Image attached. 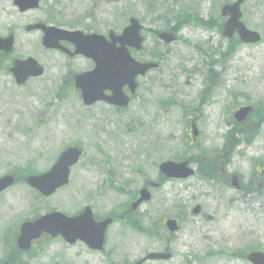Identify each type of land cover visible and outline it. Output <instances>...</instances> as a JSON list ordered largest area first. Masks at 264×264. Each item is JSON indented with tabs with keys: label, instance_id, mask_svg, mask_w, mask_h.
Wrapping results in <instances>:
<instances>
[{
	"label": "rangeland",
	"instance_id": "obj_1",
	"mask_svg": "<svg viewBox=\"0 0 264 264\" xmlns=\"http://www.w3.org/2000/svg\"><path fill=\"white\" fill-rule=\"evenodd\" d=\"M225 1L229 0H46L47 24L64 29L119 35L130 18L137 19L149 32L143 34L142 52L132 51V58L143 62L154 52L160 63L157 70L137 79L138 91L128 107L117 111L102 103L85 107L77 94L64 88V81L69 74L90 70L88 60L45 51L34 39L18 42L13 56L35 57L44 75L18 87L0 74V175L10 170L43 173L73 145L83 156L71 169L69 184L49 199L25 186L3 194L0 259L4 252L8 259L13 250L8 233L13 226L52 210L72 215L85 206L98 218L115 214L144 184L160 182V162L186 158L195 145L205 150L200 160L209 159L206 165L213 166L212 171L217 168L214 161L220 162L217 180L227 182V187L197 176L167 181L152 190L151 201L140 210L159 222L181 217L177 234L163 230L155 240L113 225L101 253L80 245L65 247L55 240L11 263L133 264L153 247L168 248L173 258L146 264H216L203 255L220 243L216 225L231 231L234 210H225L224 205L238 197L231 188L236 176L243 185L254 187L243 204L254 215L264 213V2L250 0L242 7L246 27L261 35L257 45L229 44L217 22L208 28L185 26L169 46L151 33L174 27L173 21L185 10L204 21L219 19ZM149 3H155L152 10ZM6 68V59H0V71ZM245 105L254 113L246 124H238L233 115ZM189 118L196 120L199 132L195 145L186 128ZM231 130L238 133L234 139L227 135ZM196 205L215 221L204 224L193 217ZM206 227H211V234H206Z\"/></svg>",
	"mask_w": 264,
	"mask_h": 264
},
{
	"label": "water",
	"instance_id": "obj_2",
	"mask_svg": "<svg viewBox=\"0 0 264 264\" xmlns=\"http://www.w3.org/2000/svg\"><path fill=\"white\" fill-rule=\"evenodd\" d=\"M35 5L38 0H34ZM117 1V0H113ZM244 0H239L232 6H225L222 9V15L228 16L229 20L225 24L223 35L231 38L237 33L240 40L246 44H255L260 41V36L255 32L245 29L239 22V5ZM43 38V46L48 49H62L59 46L60 41L71 43L75 47L74 54L88 57L94 61L96 68L90 73H84L76 77V87L81 91V97L85 105L89 106L98 101H104L108 104L117 106H126L128 99L122 94L121 89L128 86L131 92L135 87L134 79L138 75H144L146 71L156 68V65H140L132 60L126 47L140 49L141 39L139 37L140 27L135 20H130V26L123 30L121 36L116 37L110 33L111 43H107L103 37L98 35L85 36L80 32H67L55 28H46ZM160 39L165 43L174 41L172 35L162 34ZM120 44L117 48L116 44ZM10 42L0 43V50L9 52ZM18 84H23L29 77H38L42 75V69L38 67L35 61L28 59L24 62H16L12 69ZM104 90L112 92L111 97L103 95ZM251 108L240 109L235 118L243 121L247 118ZM196 135V132H193ZM80 152L77 149H68L61 154L57 163L49 172L41 176H31L27 183L33 189H36L43 196H50L55 190L64 186L68 181V168L76 164ZM160 172L166 178L185 179L193 174L187 168V163L176 164L173 162L163 163L159 167ZM12 177L7 176L0 179V192L12 184ZM149 194L143 190L141 199L136 203L147 201ZM198 213V208L193 211ZM89 211L81 217L67 218L59 213H52L41 217L35 223L25 224L22 227L23 241H30L39 236L42 232L53 236L61 235L70 244L77 239L85 241L90 249L101 250L104 231L108 222L95 224L89 215ZM83 220V221H82ZM82 221V222H81ZM173 229V228H172ZM150 258H160V256H150Z\"/></svg>",
	"mask_w": 264,
	"mask_h": 264
},
{
	"label": "flooded vegetation",
	"instance_id": "obj_3",
	"mask_svg": "<svg viewBox=\"0 0 264 264\" xmlns=\"http://www.w3.org/2000/svg\"><path fill=\"white\" fill-rule=\"evenodd\" d=\"M30 5L31 0H0V13H3V15H0V38L11 39L13 45V51L10 54L5 55L0 53V58L6 59L7 62V68L0 71V74H3V76H9L12 84L14 83V78L10 73V70L11 67H13L14 61L32 57L27 56L25 58H20L13 56L16 45L18 42H30L31 39H34L36 44L41 47L44 33L43 30L40 29V26L48 25L46 22V0H39L35 9L31 8ZM33 58L38 61L35 57ZM93 67L94 65L91 64V69ZM35 80H37V78L28 79L25 84L34 82ZM233 187L238 193V197L224 207L225 210H234L231 218V231H222L221 228L217 227L219 229H217L216 232L220 236V243L214 247L216 252L213 255L206 253L204 259L215 258L218 259L219 264H254L249 257L253 254H258L259 257L256 258L257 261L260 264H264V213H262L261 216L254 215V213L243 204L242 201L249 196L250 192L249 188L245 187L240 180H236ZM243 206H245V208H243ZM131 207L132 202H129L125 204L121 210L113 214L110 227L118 225L121 229L127 228L129 231L134 232L133 227L136 226L139 221L138 225L142 226V223H144L143 225L146 226L152 234L156 232L158 225L163 229L166 220H163V222L160 223L159 221H153L152 218L139 219L141 216L140 211L138 210L139 207L135 210ZM203 217L205 219L206 216ZM96 220L100 221L98 218H96ZM212 220L213 218L205 219L206 222H211ZM136 232L140 234V232ZM226 234L230 235V238H226ZM109 236L110 233L106 232L105 244L107 239H109ZM16 238H13L14 241H16ZM49 238L50 237L44 236L40 240L33 242L32 246L41 249L43 244H50L52 241L56 240L65 247H71L64 243L60 237L54 239ZM41 240L45 243L36 244ZM77 245L87 249L80 242H77L72 246ZM5 255V252L2 253L0 264H12V261L15 262L16 259L18 260L17 254L15 256L13 253H10L8 259Z\"/></svg>",
	"mask_w": 264,
	"mask_h": 264
}]
</instances>
